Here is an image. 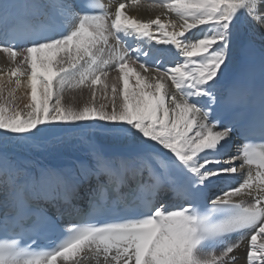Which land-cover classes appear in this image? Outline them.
<instances>
[{"label": "snow or ice", "instance_id": "snow-or-ice-1", "mask_svg": "<svg viewBox=\"0 0 264 264\" xmlns=\"http://www.w3.org/2000/svg\"><path fill=\"white\" fill-rule=\"evenodd\" d=\"M127 3L116 0L114 13L99 0L32 5L63 17L46 28L9 24L12 5L0 3V53L14 65L7 74L16 88L26 76L30 90L26 112L13 106L14 89L0 95V264H81L86 253L104 264H235L245 238L246 264H264V143L255 146L264 142V53L257 67L237 23L264 28V0H158L153 7L175 13L178 30L161 15L130 17ZM153 40L172 46L178 58L166 60ZM238 59L243 71L226 80ZM109 68L118 73L111 85ZM97 86L104 101L98 105ZM81 87L91 100L79 108L62 103L66 90ZM236 105L248 106L247 114L233 111ZM64 127L98 129L122 143L112 151L93 146L90 159L18 183L10 141ZM237 135L242 144L232 155ZM245 165L256 171L243 175ZM93 179L92 211L60 228L57 201L68 203ZM97 190L105 194L99 204L92 200ZM45 229L61 231V240L37 246Z\"/></svg>", "mask_w": 264, "mask_h": 264}, {"label": "bare ground", "instance_id": "bare-ground-1", "mask_svg": "<svg viewBox=\"0 0 264 264\" xmlns=\"http://www.w3.org/2000/svg\"><path fill=\"white\" fill-rule=\"evenodd\" d=\"M9 1L10 0H0V3H9ZM106 1L109 5V11L114 13L116 0ZM13 2L14 4H17L19 6V9L14 10L11 7L9 10L8 18L14 19L26 17L29 20H37V22L47 21L48 19H58L59 21L63 22V17H61L58 11L54 9L48 7L36 9L32 7V5L36 4L48 5L51 0H13ZM157 2L158 0H137V2L133 4L132 0H128V3L126 4V12L130 17L141 19L144 21H147L149 19H155L157 15H161V10L159 8L153 7V5ZM161 19L166 23L174 22L177 25L176 30L179 29V24L181 23V21L175 13H166L164 15H161ZM237 23L242 43L244 44L245 41L254 43L259 47L260 51L264 53V28H262L258 24L251 23L244 19H241ZM168 30L172 31L173 29L169 27ZM153 31H155L154 27ZM134 40V37L127 38V41ZM142 42L146 45L149 43V41H147L146 39H143ZM150 43H155V41L153 40ZM108 44H111V40L108 42ZM159 45L162 48L166 49V58L171 54H174V56L176 57L175 49L172 48V46L164 44ZM121 47H123V44H121ZM105 56H107L106 53ZM236 64L237 61H235L230 67V69L227 71L225 77L226 80L230 78L231 73L236 68ZM13 66L14 65L12 64V62H10L3 53H0V89H3L6 94H8L10 90L14 89L13 99L17 102L21 101L23 95L27 100L28 92L30 91L26 87L27 77H20L22 85L21 87L16 88L15 78L10 77L7 74ZM137 71H141L142 74L146 75L152 74L151 70H149L148 73H143L142 70L137 68ZM114 78H117V76L111 78L110 75V78H107L109 85H111ZM97 89L98 91L96 103L98 105L99 103H102L104 101L101 99L100 86H97ZM172 91L175 90L172 89ZM110 94L111 91L109 88V96ZM89 100H91V94L89 89L86 87H81L79 89L66 90L63 94L62 101L71 103L72 105L73 103L79 102V104L83 105ZM121 143L122 142L120 140L106 135L98 129L77 128L73 131L65 132L64 134L53 140L35 139L25 143L13 139L9 143L7 155L9 158V162L16 168L21 170L20 174L15 177L18 182L23 178L39 177L43 170H67L71 165H73L74 162L78 160L90 159L89 153L93 146L112 151L118 149ZM230 143L232 144L231 154L235 155L237 149V146L235 145V140H233L232 138ZM239 163H241V161L237 160V164ZM249 169H251L253 173L256 171V168L254 169L245 165L243 169V175H247ZM243 175L236 177V183L243 179ZM3 179V175L0 174V206L2 207L4 201V189L2 186ZM85 188L86 184L81 185L78 188L79 190L77 189L78 192L76 197H79L81 195V192ZM236 254L241 255L240 258L236 260L235 264H245L246 253L235 252L234 255ZM81 264H104V262L102 259L97 258L94 253H86L85 259L81 262Z\"/></svg>", "mask_w": 264, "mask_h": 264}, {"label": "rangeland", "instance_id": "rangeland-1", "mask_svg": "<svg viewBox=\"0 0 264 264\" xmlns=\"http://www.w3.org/2000/svg\"><path fill=\"white\" fill-rule=\"evenodd\" d=\"M132 67H135V65H131ZM115 72V73H114ZM115 74V75H113ZM110 75H111V78H113L114 76H117L118 77V73L112 69V68H109V75L108 77L110 78ZM107 77V78H108ZM0 95H3L4 97H8V94H6L5 91H2V93H0ZM22 96V95H21ZM23 98H21V101L20 102H17L13 99V95L12 97H10V99L12 100L13 102V106L15 107L16 105V110L18 111H22V112H26L27 109L25 108V105L29 104L30 103V98L28 96L27 100L25 98V96L23 95L22 96ZM27 97V96H26ZM26 100V101H25ZM15 103V104H14ZM17 103V104H16ZM63 104L65 105H71V106H74V107H81L82 105L78 103H73V105L71 103H67V102H64L62 101ZM20 104V105H19ZM75 104V105H74ZM79 104V105H78ZM77 128H74V127H64V128H58V129H53L52 131H50L49 133L45 134L44 136L40 137V138H37V140H53V139H56L58 138L59 136H61L62 134H64L65 132H68V131H73Z\"/></svg>", "mask_w": 264, "mask_h": 264}]
</instances>
